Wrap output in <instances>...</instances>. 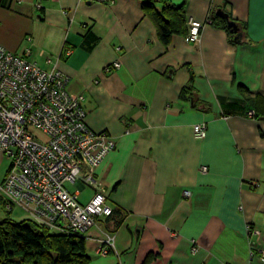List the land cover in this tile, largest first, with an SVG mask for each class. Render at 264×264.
<instances>
[{"label":"crops","instance_id":"crops-1","mask_svg":"<svg viewBox=\"0 0 264 264\" xmlns=\"http://www.w3.org/2000/svg\"><path fill=\"white\" fill-rule=\"evenodd\" d=\"M144 1L0 0V45L30 48L29 61L63 73L67 93L84 98L86 125L115 143L94 186L70 192L84 205L101 191L113 211L84 235L89 264H142L149 254V264H264V0H150L205 24L197 43L181 34L167 46ZM219 9L243 26L245 43H233ZM188 85L207 112L180 98ZM196 124L205 138H194ZM8 167L0 152V185ZM12 211L0 198V221ZM106 237L113 248L101 256Z\"/></svg>","mask_w":264,"mask_h":264},{"label":"built area","instance_id":"built-area-1","mask_svg":"<svg viewBox=\"0 0 264 264\" xmlns=\"http://www.w3.org/2000/svg\"><path fill=\"white\" fill-rule=\"evenodd\" d=\"M35 8L39 9V4ZM204 25L188 19L184 41L197 43ZM25 41L31 43L32 38L28 36ZM30 53V48H25L23 55H16L0 45V152L9 162L0 198L6 212L19 207L39 228L84 236L96 219L110 217L112 210L103 192L96 191L82 205L77 193H70L65 184L94 186L95 169L113 151L115 143L106 133L94 132L86 125L84 98L67 93L68 78L56 69H40L27 59ZM112 66L120 65L115 62ZM248 116L252 118L254 113ZM192 131L195 139L206 136L205 124L194 125ZM37 133L44 140H39ZM200 171L205 173L207 169L201 167ZM250 184L254 189L259 186ZM183 195L189 197L190 193L185 191ZM247 232L257 234L249 227ZM112 248L113 239L106 237L97 252L107 256ZM252 251L253 245L251 255ZM259 253L264 259V253Z\"/></svg>","mask_w":264,"mask_h":264},{"label":"trees","instance_id":"trees-1","mask_svg":"<svg viewBox=\"0 0 264 264\" xmlns=\"http://www.w3.org/2000/svg\"><path fill=\"white\" fill-rule=\"evenodd\" d=\"M161 4L160 12L155 10L150 0L142 2L141 8L144 15L154 24L161 44L167 46L173 35L187 33V22L182 5L175 6L164 1H161ZM227 15L239 29L241 37L238 42L234 40L236 34L231 32L225 21L214 13L215 19L219 20L232 36L233 43H245L243 26L233 21L229 14ZM195 96L190 85L180 92L181 99L189 100L195 109L207 112L208 105L199 101ZM252 112L254 113L252 118H257L256 110ZM246 115L248 116V113ZM152 257V254L147 255L142 264H149ZM0 264H89L85 236L49 232L47 229L37 227L31 220L13 222L6 217L0 221Z\"/></svg>","mask_w":264,"mask_h":264},{"label":"rangeland","instance_id":"rangeland-1","mask_svg":"<svg viewBox=\"0 0 264 264\" xmlns=\"http://www.w3.org/2000/svg\"><path fill=\"white\" fill-rule=\"evenodd\" d=\"M36 136L38 137L39 140H44V137L41 134L37 133ZM65 188L69 192H72L75 190L74 185H71V184H65ZM89 194H90V189L86 188L83 190L81 195L82 197H86ZM8 218H10V220H12L13 222H22L25 220H31V216L26 211H24L23 209L19 207L14 208Z\"/></svg>","mask_w":264,"mask_h":264},{"label":"water","instance_id":"water-1","mask_svg":"<svg viewBox=\"0 0 264 264\" xmlns=\"http://www.w3.org/2000/svg\"><path fill=\"white\" fill-rule=\"evenodd\" d=\"M215 15L217 17L221 18L223 21H225L227 28L231 32L236 34L234 40L238 42V40L240 39L241 36H240V32H239L237 25L234 22H232L231 20H229L228 15L220 9L215 12Z\"/></svg>","mask_w":264,"mask_h":264}]
</instances>
